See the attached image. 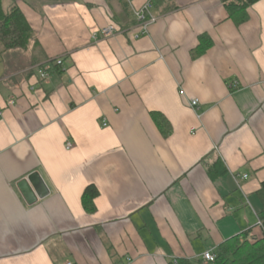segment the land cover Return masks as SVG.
Listing matches in <instances>:
<instances>
[{"label": "crops", "instance_id": "0c3cea01", "mask_svg": "<svg viewBox=\"0 0 264 264\" xmlns=\"http://www.w3.org/2000/svg\"><path fill=\"white\" fill-rule=\"evenodd\" d=\"M171 1L136 37L119 0H18L39 48L0 53V264H214L263 236L264 0L240 24L221 0ZM34 173L46 194L26 193Z\"/></svg>", "mask_w": 264, "mask_h": 264}, {"label": "trees", "instance_id": "16d2710c", "mask_svg": "<svg viewBox=\"0 0 264 264\" xmlns=\"http://www.w3.org/2000/svg\"><path fill=\"white\" fill-rule=\"evenodd\" d=\"M119 1L127 16L131 17L132 12L128 1ZM221 1L233 16L235 22L240 24L248 19V8L259 0ZM152 3L154 12L157 15L158 13L155 10L160 4L164 7L165 12L177 7L171 0H153ZM117 21L119 20L117 19ZM133 23H135L134 19L129 20L127 23H119L120 29H124ZM205 39H208V36H203L201 42ZM33 41H35L34 49L37 50L39 43L36 40V33L18 5V0H0V53L9 50H27ZM152 116L163 135L168 136L171 132V124L167 117L157 111L152 112ZM220 171L224 172V170ZM211 174L214 175L216 172L213 170ZM99 193V189L95 184H90L85 188L83 205L87 212L93 213L96 211L95 198ZM258 194L263 205L259 217L264 229V182ZM215 254L216 261L214 264H264V234L262 237H254L249 232H245L242 235L235 236L220 244ZM171 264H202V262L182 258L172 261Z\"/></svg>", "mask_w": 264, "mask_h": 264}, {"label": "built area", "instance_id": "2783aa9c", "mask_svg": "<svg viewBox=\"0 0 264 264\" xmlns=\"http://www.w3.org/2000/svg\"><path fill=\"white\" fill-rule=\"evenodd\" d=\"M137 21V25L139 27L138 31L135 33L136 37H139L142 34L148 33L149 25L151 23H154L158 20L159 16L154 12L153 8V3L152 0H148L145 2L141 7H136L134 6L132 0H127ZM120 29L116 24H110L105 27H102L100 29V33L104 37H109L113 34H115L117 31ZM94 37H97V33L93 34ZM56 64L58 66L63 65V58H58L56 61ZM39 75L42 79H46L49 77L50 72L47 69H40L39 70ZM11 105H15L16 99L12 97L9 101ZM191 105L193 107H197L199 105V100L198 99H193L191 100ZM2 112V108L0 107V113ZM107 122H103V126H107ZM74 146V144L71 141L67 142L66 148L71 149ZM244 177H247L245 175ZM259 224L262 226V222L259 221ZM203 258L205 261L208 263H214L216 261V254L212 251H207L203 255ZM66 264H74L73 262H67ZM125 264H133V259L131 257H127Z\"/></svg>", "mask_w": 264, "mask_h": 264}, {"label": "water", "instance_id": "95a60500", "mask_svg": "<svg viewBox=\"0 0 264 264\" xmlns=\"http://www.w3.org/2000/svg\"><path fill=\"white\" fill-rule=\"evenodd\" d=\"M23 187H24L26 193L32 197H34V195H35L34 192H36L37 194H40V195L46 194V192H47L45 182L43 181V179L41 178V176L38 173L32 174L28 178V180L23 182Z\"/></svg>", "mask_w": 264, "mask_h": 264}]
</instances>
